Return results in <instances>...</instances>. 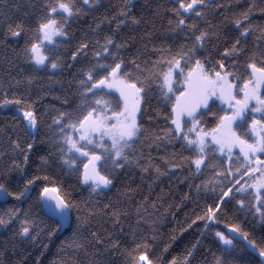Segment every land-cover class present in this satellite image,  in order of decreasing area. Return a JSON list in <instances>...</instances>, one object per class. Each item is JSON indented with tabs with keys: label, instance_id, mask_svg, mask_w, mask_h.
<instances>
[{
	"label": "trees",
	"instance_id": "obj_1",
	"mask_svg": "<svg viewBox=\"0 0 264 264\" xmlns=\"http://www.w3.org/2000/svg\"><path fill=\"white\" fill-rule=\"evenodd\" d=\"M53 2L0 0V183H4L10 193H19L24 192L28 180L40 177L28 185L29 190L24 195L19 198L8 195L7 201H0V264H126L124 250L133 247V236L136 242L147 240V254L154 264H170L174 257L182 264L186 251L193 245L196 247L192 264H217L218 260L224 264H236L241 258L248 264H262L242 242L233 241L234 247L226 246L215 236L217 231L227 236V225L236 224L242 236L247 232L249 241L264 246V220L256 212L257 202L250 196L230 194V202L222 203L224 211L218 217L221 222L196 219L197 215L204 214L202 210L207 205L219 201L221 188L227 190L229 181L224 179L221 187L213 191L206 189L204 184L220 181L209 171L195 174L194 168L190 169L187 163L179 168L170 166L168 160L172 154L182 153L187 157L191 153L181 147L182 141L174 140L171 144L162 139L154 141V137L163 136V130L170 124L165 119L170 105L160 98L154 87L141 100L138 118L141 134L132 145L133 162L124 163V167L113 174V185L92 192L90 186L79 179L86 160L78 159L76 170L61 165L56 129L50 125L59 112L74 110L79 104L78 69L95 63L96 40L103 43L105 36H112L116 43L124 45L120 55L125 61L139 57L137 62L143 66L159 55L153 51L154 46L178 48L186 42L187 33L170 31L169 19L173 26L176 20L171 12L172 0H131L127 4L129 16L140 19L141 23L133 25L129 22L119 28L117 21L125 19L119 13L126 0H97L99 6L92 7L83 5L82 0H74L81 14L67 19V36L56 40L55 55L63 64L57 69H51L50 62L49 67H34L22 55L23 49L40 19L43 5ZM205 2L209 3V0ZM210 2L211 7L204 10V18L197 23L201 29L208 28L209 24L214 26L219 38L209 40L204 49L198 50V56L208 57L209 65L223 60L229 70L238 73L242 84L248 77L247 63L251 53L259 51L258 45L264 47L260 31L264 28V12L261 11L264 3L261 0ZM217 4L220 7H216ZM249 4L255 7L244 26L251 25L253 31L242 40L248 51L239 58L224 59V48H230L242 31L237 29L234 20L248 10ZM57 19L63 21L64 18L57 16ZM185 19L187 23L192 22L187 17ZM16 24L25 31L13 37L8 28L10 25L14 28ZM84 42L89 43L87 55L78 54L74 62L72 52ZM187 43L191 44V41ZM233 60H236L234 69ZM256 60L259 62V56ZM29 76L31 81L27 79ZM118 96L112 92L105 98L115 100ZM17 99L23 103L17 105L14 102ZM4 100L11 103L4 105ZM25 105L37 115L36 133L26 128V121L18 112L29 110ZM211 110L223 114L219 101ZM215 123V119L204 113L207 128L214 127ZM12 141L20 145L19 149L13 150ZM28 143H32L33 148L25 162L23 151H27ZM238 152L233 151V155ZM42 158L50 165L47 169ZM13 160L20 166L13 167ZM224 164L226 167V158ZM45 175L47 181L43 179ZM197 185H200L199 189ZM44 186L56 188L62 196L79 205V210L73 208L71 212L68 228L62 229L57 220L44 212L40 202V190ZM225 199L229 200L228 197ZM240 199L245 200L243 211L236 204ZM105 204L110 206L108 210L103 208ZM113 209L120 213L119 223H114V218L109 215ZM90 212L94 214L89 215ZM25 220L34 222L31 234L26 236L21 235ZM92 233H97L104 244L98 245ZM110 240L118 241L119 247H110Z\"/></svg>",
	"mask_w": 264,
	"mask_h": 264
},
{
	"label": "snow or ice",
	"instance_id": "obj_2",
	"mask_svg": "<svg viewBox=\"0 0 264 264\" xmlns=\"http://www.w3.org/2000/svg\"><path fill=\"white\" fill-rule=\"evenodd\" d=\"M261 2L264 3V0ZM82 3L88 7L99 6L97 0H82ZM129 3L131 0H126L125 7L119 13L125 19L117 21V28L129 22L133 25L141 23L140 19L129 16ZM172 3L174 7L171 12L176 20L173 26V21L169 19L168 23L172 26L170 31L187 33L186 42L175 49L170 46H154L153 51L159 53L154 61L145 62L143 66L137 62L139 57L125 61L120 55L124 45L116 43L112 36H105L103 43L96 40L98 50L93 52L95 63L78 69L79 104L74 110L59 112L50 125L56 129L55 135L60 145V163L66 168L76 170L77 160H86L79 179L83 184L89 185L92 192L103 191L113 185V174L124 167V163L133 162L132 145L139 140L141 134L137 113L141 108V100L154 87L158 90L160 98L170 105V111L165 114V119L170 121L169 127L163 130L162 137H154V141L162 139L169 144L174 140L182 141L181 147L191 153L187 157L182 153L172 154L168 160L170 166L179 168L187 163L190 169L194 168L195 174L202 175L205 170L209 171L220 181H208L204 184L206 189L211 188L213 191L221 187L224 179L229 181L227 190L221 188L219 201L214 200L212 204L207 205L202 210L204 214L197 215L196 219L221 222L218 217L224 211L222 203H229L230 194H236L254 199L257 202L256 212L264 220V159L261 158L264 157V47L258 45L259 51L251 53L247 63L248 77L243 79L241 84V77L236 71L229 70L223 60L209 65L208 57L198 56V50L204 49L209 40L219 38L218 31L213 30L214 26L209 24L208 28L201 29L197 23L204 18V10L211 7L210 0L209 3L205 0H172ZM216 7L220 5L217 4ZM254 7V4H249L248 10L234 20L237 29L242 31L230 48H224V59L239 58L248 51L242 40L246 39L253 28L251 25L245 27L244 22L248 21L249 13ZM261 11L264 12V8H261ZM78 14H81V9L76 6L74 0L45 3L22 55L34 67H49V62L51 69L61 67L63 61L55 55V49L58 47L56 40L67 36L65 23L68 18ZM57 16H62L63 21L57 19ZM185 17L192 22L187 23ZM24 31L20 24H16L14 28L10 25L8 28L13 37L20 36ZM260 31L261 37L264 38V28ZM148 35L151 36V33ZM188 40L191 44L187 43ZM88 47V42L80 43L76 51L72 52V60L77 61L78 54L81 53L86 56ZM257 56L259 62L256 60ZM232 67H236V60H233ZM27 79L31 81L32 77ZM111 90L119 93L115 100L105 98L112 94ZM217 101L220 102L222 115L211 110ZM14 102L17 105L23 103L21 99ZM8 103L11 102H2L4 105ZM64 103L67 105L68 101ZM25 107L29 110L21 111L27 122L26 128L34 129L38 124L37 115L29 105ZM204 113L216 120L214 127L205 126ZM12 145L13 150L20 147L16 141H12ZM32 148L33 144L28 143L27 151H23L25 162ZM236 148L239 152L233 155V149ZM42 164L45 169L50 167L48 161L43 158ZM12 166L20 165L13 160ZM159 171L157 168V172ZM37 179L40 177L34 176L28 180L24 192L19 193H10L5 184L0 183V195H16L19 198L29 190L28 185ZM43 179L47 181L48 176L45 175ZM196 187L199 189L200 185ZM226 197L229 200H226ZM40 202L61 224L70 218L73 208L79 210L75 201L48 186L40 190ZM236 204L240 210H244V199L237 200ZM103 208L108 210L110 206L105 204ZM109 215L114 218V223H119V212L113 209ZM23 224L21 235H30L34 222L25 220ZM227 228L230 233L241 231L236 224H228ZM92 236L98 245L104 244V240L99 238L97 233H92ZM215 236L224 245L234 247L232 238L224 232L217 231ZM243 236L247 240L248 233L244 232ZM109 246L119 247V242L110 240ZM148 247L147 240L136 242L133 236V247L124 250L126 264H154L147 254ZM195 247L196 245H193L192 249L186 251L182 264H192ZM246 247L257 252L264 262V246L252 240ZM170 264L180 262L174 257ZM217 264L224 262L218 260ZM236 264L248 262L241 258Z\"/></svg>",
	"mask_w": 264,
	"mask_h": 264
},
{
	"label": "water",
	"instance_id": "obj_3",
	"mask_svg": "<svg viewBox=\"0 0 264 264\" xmlns=\"http://www.w3.org/2000/svg\"><path fill=\"white\" fill-rule=\"evenodd\" d=\"M51 188H54V187H51ZM55 189H56V188H55ZM56 190H57V189H56ZM57 191H58V190H57ZM8 199H9V196H8V195H7V196L0 195V201H1V202H5V201H7ZM43 209H44V212H45L48 216H50V217H52L53 219L57 220V222L60 224V226H61L62 229H66V228L69 227V225H70V223H71V216H70V218H68L67 220H65V221L61 224V222H60L56 217H54V216H53L50 212H48L45 208H43ZM226 233H227V236H230V237L232 238L233 241L242 242V243L245 245V247H246V245H248L249 240H248V239L245 240L244 236H242L240 233H230V230H229L228 228L226 229ZM246 249L248 250V252H250V253L256 255V256L261 260V258L259 257V255H258L257 252L253 251L250 247H246ZM261 263L264 264V262H262V260H261Z\"/></svg>",
	"mask_w": 264,
	"mask_h": 264
},
{
	"label": "rangeland",
	"instance_id": "obj_4",
	"mask_svg": "<svg viewBox=\"0 0 264 264\" xmlns=\"http://www.w3.org/2000/svg\"><path fill=\"white\" fill-rule=\"evenodd\" d=\"M39 67H44V66H39ZM112 92H115V90H111ZM115 93H117L118 95H119V93L118 92H115ZM18 112H19V114L23 117V111H21V110H18ZM140 112V111H139ZM139 112L137 113V120H138V118H139ZM24 118V117H23ZM26 121V120H25ZM27 123V122H26ZM29 131L31 132V133H36V131H37V126H36V128H34V129H29ZM235 150H237V151H239L238 150V148H236V149H233V151H235ZM87 162V161H86ZM85 162V163H86Z\"/></svg>",
	"mask_w": 264,
	"mask_h": 264
}]
</instances>
